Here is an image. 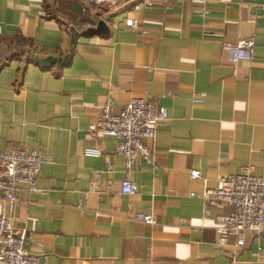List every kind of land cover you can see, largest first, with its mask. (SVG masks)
I'll list each match as a JSON object with an SVG mask.
<instances>
[{
  "label": "crops",
  "instance_id": "1",
  "mask_svg": "<svg viewBox=\"0 0 264 264\" xmlns=\"http://www.w3.org/2000/svg\"><path fill=\"white\" fill-rule=\"evenodd\" d=\"M102 20L105 35L83 34ZM71 26L79 36L68 64L42 67L37 57L68 53ZM241 38H253L254 57L232 62L224 44ZM136 96L168 119L150 142L152 160L133 165L138 191L123 194L116 140L93 131L106 101L120 112ZM8 144L52 158L13 211L0 192V215L31 234L26 249L40 264H264V233L238 252L234 239L216 244L213 218L231 208L206 214L201 196L243 167L264 177V0H0Z\"/></svg>",
  "mask_w": 264,
  "mask_h": 264
},
{
  "label": "built area",
  "instance_id": "2",
  "mask_svg": "<svg viewBox=\"0 0 264 264\" xmlns=\"http://www.w3.org/2000/svg\"><path fill=\"white\" fill-rule=\"evenodd\" d=\"M97 4H117L122 0H91ZM149 5L150 2L148 3ZM129 27H137L133 18L127 20ZM253 38H241L237 42H227L224 49L230 61L239 62L253 59ZM168 119L167 109L157 102L143 97H133L120 112H114L110 101L102 106L93 136H112L116 140L115 152L124 160L125 178L122 181L123 194H135L138 184L132 179L133 165L138 160H152L153 149L150 142L156 136L157 127ZM90 154H100V150H88ZM52 158L44 156L26 146L0 145V192L9 211H13L20 200L18 192L38 190V180L44 163ZM192 178L201 176L200 170H190ZM206 214L214 205L231 208L229 213H219L213 218L216 233L215 242L225 247L234 239L238 252L248 241L258 242L264 233V177L255 175L249 167H243L237 174L221 176L215 188H205L202 193ZM136 220L151 225L157 219L151 214L135 213ZM31 234L26 230L16 232L11 216L0 215V264H40L41 255L26 249Z\"/></svg>",
  "mask_w": 264,
  "mask_h": 264
},
{
  "label": "water",
  "instance_id": "3",
  "mask_svg": "<svg viewBox=\"0 0 264 264\" xmlns=\"http://www.w3.org/2000/svg\"><path fill=\"white\" fill-rule=\"evenodd\" d=\"M96 25H97V28H89V29L85 30L83 34L88 35V34L99 33V34L105 35L106 32L109 30L108 26H107V23L105 21H103V20L98 22V23L96 22ZM70 33H71V40H70L68 53L62 58L61 57H56V56H49V57H46V58L37 57V62L42 67L49 68L52 65L57 64V63L63 64V65L68 64V62L71 59L72 51H73V48L75 46L76 40H77V38L79 36V31H78V29L76 27L71 26L70 27Z\"/></svg>",
  "mask_w": 264,
  "mask_h": 264
}]
</instances>
